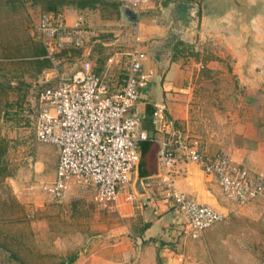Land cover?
Instances as JSON below:
<instances>
[{"label": "rangeland", "instance_id": "obj_1", "mask_svg": "<svg viewBox=\"0 0 264 264\" xmlns=\"http://www.w3.org/2000/svg\"><path fill=\"white\" fill-rule=\"evenodd\" d=\"M97 1L95 8L85 9L87 13L84 9L80 13L73 8H63L61 12L68 17L82 15L86 27H95L94 35L85 37L80 52L91 49L98 56L97 65L101 67V73L108 78L118 75L121 82L130 46H121L116 44L118 42L107 46L101 42L114 40L116 33L133 39L132 29L126 28L121 18L124 17L122 8L129 2ZM239 1L243 6L239 10L246 17L255 13L259 15L258 30L263 33L264 0ZM43 12L40 5H32L30 0H0V105L4 110L0 136L7 142L6 159L11 171L0 185V264H21V261L27 264H60L70 254H77L79 258L106 245L112 248L111 244L115 242L109 234L116 226L129 227L133 233L142 226L140 214L125 217L116 208L99 207L93 200L91 189L77 188L71 196L55 201L48 199L39 188L41 182L53 178L58 159V148L38 143L34 128L28 123L35 114L39 91L56 79L55 73H48L50 67L39 71L38 60L32 56L40 43L34 35V25ZM116 52H124L119 54L118 62L114 64L117 70H105L104 60ZM84 54H76L74 59H69L60 50L59 75H71L87 57ZM222 61V71L203 72V81L208 83V89L201 97L205 103L203 112L209 120L206 123L209 130L204 128V131L218 138L216 143L220 148L215 151L227 152L230 143L242 142L233 134L237 112L240 110L246 118L258 105H246L243 100L245 91L237 90L240 80L229 66L231 58L227 56ZM46 77L48 81H45ZM219 84L224 85L221 94L229 100L228 106L223 107L224 117L220 122L215 112L217 107L213 104L220 91L211 90ZM24 108L29 109L28 114L23 113ZM260 118L264 119V116ZM199 128L203 127L200 125ZM31 185L34 188L30 189ZM84 193L87 200L80 197ZM76 194L79 197L73 198ZM255 199L251 217L224 220L217 227L214 225L207 229L194 243L169 241L167 248L183 254L181 264H264V192ZM136 210L140 212V208Z\"/></svg>", "mask_w": 264, "mask_h": 264}, {"label": "crops", "instance_id": "obj_2", "mask_svg": "<svg viewBox=\"0 0 264 264\" xmlns=\"http://www.w3.org/2000/svg\"><path fill=\"white\" fill-rule=\"evenodd\" d=\"M173 1L196 2L200 13L198 23L189 24L177 32L173 24L175 17L170 15L169 9V4ZM233 1H148L137 21L143 40L141 48L147 55L145 65L153 69L155 75L141 92L130 114L143 115L145 118L142 128L151 136L158 135L149 117L154 104L162 102L166 107L167 117L176 127L199 137L202 151L215 152L220 148V144L216 143L218 138L213 133L204 131V128L209 130L206 128L209 120L203 112L205 103L201 97L208 89V83L203 81V72L212 74L215 70L222 71V60L229 56L231 71L240 80L237 90L245 91L243 100L246 105L258 106L246 118L240 110L237 112L242 117L239 118L237 114L233 134L239 136L242 142L230 143L226 150L234 161L243 163L252 173L264 178V119L260 118L261 115L264 116V32L260 33L258 30L259 15L255 13L246 17L239 10L243 6L234 3L240 1ZM82 10H79L80 13ZM63 16L70 26L79 23L80 18L84 25L82 15ZM121 18L126 28L131 29V23L124 17ZM114 35L117 36L114 40H102L101 43L107 46L116 42L121 46L131 45L130 37L126 39L125 35ZM178 41L182 44L178 45ZM84 53L87 56L85 59L94 64V70L103 75L111 86H118L122 82L118 75L108 78L101 73L97 65L98 56L91 49ZM122 53L124 52L114 53L116 59L109 65L106 58L103 64L105 70L116 69L114 64H117L118 56ZM223 86L219 84L211 89L220 91L213 103L217 107L215 112L219 122L224 117L223 107L229 104L227 96L221 94L225 88ZM200 125L203 128H199ZM212 139H215V143H212ZM138 145L140 161L132 171L129 182L119 189L115 208L125 217L140 214L142 226L136 233L126 226L112 228L109 234L115 242L111 244L112 248L106 245L85 257L77 258L72 264H157L158 258L163 264H181L183 254L167 248L168 242L180 241L179 244H182L185 241L194 243V240L183 239L181 229L184 217L173 209L170 202L165 203L166 186L163 178L167 175L177 189L186 192L197 202L223 213L225 221L252 216L256 199L245 205L227 201L221 195L215 177L206 175L197 163L182 157L163 174L158 162L157 145L148 141H141ZM32 188L33 185L30 186ZM74 190L78 189L70 183L63 198L69 197V194L71 196ZM76 197H79L78 194L73 195V198ZM80 197L87 200L85 193ZM137 208H140V212H137ZM146 223L149 225L145 226ZM158 242L164 246H159Z\"/></svg>", "mask_w": 264, "mask_h": 264}, {"label": "built area", "instance_id": "obj_3", "mask_svg": "<svg viewBox=\"0 0 264 264\" xmlns=\"http://www.w3.org/2000/svg\"><path fill=\"white\" fill-rule=\"evenodd\" d=\"M148 1L128 0L127 6L136 12L137 20ZM137 20L131 23L133 39L127 52L126 72L115 87L85 58L71 75H59L61 60L57 53L64 48L82 47L85 37L94 35V26H84L82 18L70 26L60 12H43L35 23L34 35L45 47V56L50 61L48 73L56 74V79L39 91L35 114L28 120L38 143L58 148L54 176L40 183L41 192L50 200L60 201L73 183L77 188L91 189L99 207L114 209L119 189L129 182L140 161L138 144L148 141L158 147L163 174L182 157L197 163L206 175L215 177L227 201L245 205L257 198L264 192V178L234 161L227 152L202 151L197 137L176 127L167 117L162 102L154 104L149 117L158 135L151 136L142 128L143 115L130 114L155 75L145 65L147 55L141 48L143 40ZM115 59L114 55L109 56L107 65ZM23 113L28 114L29 109L24 108ZM163 181L165 203L170 202L184 217L183 239H200L207 229L225 220L220 211L177 189L168 175Z\"/></svg>", "mask_w": 264, "mask_h": 264}, {"label": "trees", "instance_id": "obj_4", "mask_svg": "<svg viewBox=\"0 0 264 264\" xmlns=\"http://www.w3.org/2000/svg\"><path fill=\"white\" fill-rule=\"evenodd\" d=\"M32 5H40V7L44 10V12H52L58 13L63 8H73V9H93L97 5V0H30ZM117 7H119L118 3H115ZM118 14H120V10L117 9ZM178 45L182 44L181 41L177 42ZM80 48L71 47L64 48L62 52L68 56L69 59H74L75 55L78 54L82 56L84 54ZM46 49L43 44L40 42L34 48L32 56L36 58L38 61V69L42 71L45 68L50 67V61L45 56ZM58 55V53H57ZM101 68V67H99ZM99 70V69H98ZM98 72V71H97ZM4 110L2 109V105H0V120L3 117ZM7 154V142L4 137L0 136V185L3 183V180L11 175V171L9 170V164L6 159ZM149 223H146L145 226H148ZM77 258V254H70L65 259L61 261L60 264H72ZM9 264V263H6ZM21 264H27L24 261H21ZM157 264H163L162 261L158 258Z\"/></svg>", "mask_w": 264, "mask_h": 264}, {"label": "water", "instance_id": "obj_5", "mask_svg": "<svg viewBox=\"0 0 264 264\" xmlns=\"http://www.w3.org/2000/svg\"><path fill=\"white\" fill-rule=\"evenodd\" d=\"M237 2L234 3L236 5H240V3ZM169 9L170 15L175 17L173 24L177 32H179V30L182 28L187 27L189 24L196 25L198 23L200 13L198 4L196 2L173 1L169 4ZM122 15L130 23H133L137 20L136 12L129 7L122 8ZM158 245L164 246V244L159 242Z\"/></svg>", "mask_w": 264, "mask_h": 264}]
</instances>
